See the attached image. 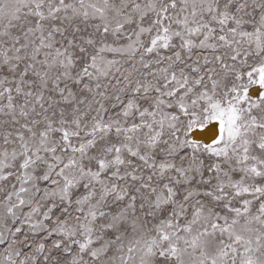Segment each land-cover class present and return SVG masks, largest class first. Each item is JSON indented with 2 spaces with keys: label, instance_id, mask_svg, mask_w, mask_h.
Segmentation results:
<instances>
[{
  "label": "snow or ice",
  "instance_id": "obj_1",
  "mask_svg": "<svg viewBox=\"0 0 264 264\" xmlns=\"http://www.w3.org/2000/svg\"><path fill=\"white\" fill-rule=\"evenodd\" d=\"M0 264H264V0H0Z\"/></svg>",
  "mask_w": 264,
  "mask_h": 264
}]
</instances>
